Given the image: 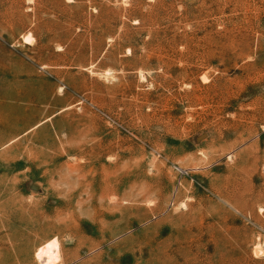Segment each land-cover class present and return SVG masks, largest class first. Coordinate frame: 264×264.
Masks as SVG:
<instances>
[{
    "label": "rangeland",
    "instance_id": "1",
    "mask_svg": "<svg viewBox=\"0 0 264 264\" xmlns=\"http://www.w3.org/2000/svg\"><path fill=\"white\" fill-rule=\"evenodd\" d=\"M53 245L264 264V0H0V264Z\"/></svg>",
    "mask_w": 264,
    "mask_h": 264
},
{
    "label": "bare ground",
    "instance_id": "2",
    "mask_svg": "<svg viewBox=\"0 0 264 264\" xmlns=\"http://www.w3.org/2000/svg\"><path fill=\"white\" fill-rule=\"evenodd\" d=\"M29 38V37H28ZM26 38V39H28ZM259 247V244L256 245ZM38 264H57L61 260L59 248L57 245L50 246L39 252L36 256Z\"/></svg>",
    "mask_w": 264,
    "mask_h": 264
}]
</instances>
